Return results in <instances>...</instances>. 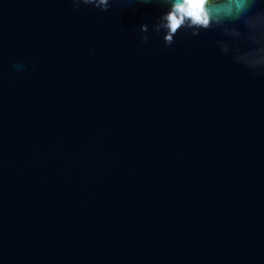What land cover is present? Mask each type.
Wrapping results in <instances>:
<instances>
[{"label":"water","instance_id":"1","mask_svg":"<svg viewBox=\"0 0 264 264\" xmlns=\"http://www.w3.org/2000/svg\"><path fill=\"white\" fill-rule=\"evenodd\" d=\"M124 7L0 0V264H264V78Z\"/></svg>","mask_w":264,"mask_h":264},{"label":"clouds","instance_id":"2","mask_svg":"<svg viewBox=\"0 0 264 264\" xmlns=\"http://www.w3.org/2000/svg\"><path fill=\"white\" fill-rule=\"evenodd\" d=\"M74 11L82 9L109 12L113 5L135 9L137 5L154 6L157 15L133 29L139 45L147 47L159 38L163 49L176 44L184 33L199 38L215 31L222 38L214 41L221 54L249 71L252 78H264V0H69ZM38 66L14 63L16 73L35 70Z\"/></svg>","mask_w":264,"mask_h":264}]
</instances>
